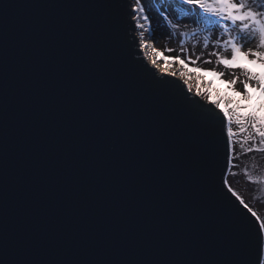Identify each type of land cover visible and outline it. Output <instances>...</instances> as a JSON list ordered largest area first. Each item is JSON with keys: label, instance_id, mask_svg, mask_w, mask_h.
Masks as SVG:
<instances>
[{"label": "water", "instance_id": "1", "mask_svg": "<svg viewBox=\"0 0 264 264\" xmlns=\"http://www.w3.org/2000/svg\"><path fill=\"white\" fill-rule=\"evenodd\" d=\"M130 3L0 0L6 264L240 258L254 218L222 187V113L204 133L145 77Z\"/></svg>", "mask_w": 264, "mask_h": 264}, {"label": "snow or ice", "instance_id": "2", "mask_svg": "<svg viewBox=\"0 0 264 264\" xmlns=\"http://www.w3.org/2000/svg\"><path fill=\"white\" fill-rule=\"evenodd\" d=\"M116 7L119 8L120 3ZM129 7L140 48H147L149 42H154L161 28L168 29L165 39L173 38V31L180 36L178 49H163L174 53L170 58L164 57L154 45L152 47L160 60L179 64V74L165 67L157 77L152 70H159L156 58L151 61V69L143 66V73L157 82L152 84L179 105L204 133L208 123L222 113L220 118L224 121L226 135L225 172L235 168V161L241 158L234 139L238 134L245 136L239 143L244 156L264 152V0H164L158 10L160 23L150 19L143 0H134ZM181 25L187 30L180 32ZM189 66L191 71H185ZM167 75H179L181 82L167 81ZM205 75L215 77L220 85L240 98L234 107L228 106L231 98L225 99V106L221 107L219 99L209 100L210 92L197 88L193 93L192 82L203 80ZM165 84L174 85V90L163 87ZM211 85L209 80L208 87ZM254 99L260 101L258 106L244 111L250 107L247 102ZM233 125L238 133L233 131ZM246 144L250 146L245 148ZM248 180L252 181V177ZM221 183L226 195L234 197L238 206L254 218L251 230L244 227L245 241L236 264H264V217L231 187L226 174H222ZM0 264L6 261L0 260Z\"/></svg>", "mask_w": 264, "mask_h": 264}, {"label": "rangeland", "instance_id": "3", "mask_svg": "<svg viewBox=\"0 0 264 264\" xmlns=\"http://www.w3.org/2000/svg\"><path fill=\"white\" fill-rule=\"evenodd\" d=\"M147 11L149 12L150 19H152L156 23H160V18L158 16V10L161 7V4L164 0H143ZM131 3L134 4V0H131ZM171 26L169 25V28ZM187 29L181 25L180 32H183ZM168 29H158L157 37L154 42H149V46L147 48H140L142 55L145 57L147 62L152 66V59L156 58L159 62V71L163 72L165 67L169 68V71H176L179 74L180 65H172L170 61L160 60V57L156 56V53L153 52L152 47L156 49H160L162 51V55L164 57H171L174 53H170L167 51H163L165 48L170 49H178L180 46V36L173 31L171 39H165L167 35ZM136 36H138V31L135 32ZM191 43H195L192 41ZM185 71H191V67H186ZM179 78V75L176 76ZM212 81V85L208 87V81ZM193 93L194 91L199 88L201 91H208L211 93L209 100L219 99L221 102V107L225 106V99L231 98L232 103L229 104V107H234L232 104L236 103L240 100L239 97H236L231 94L229 90H227L223 85H220L219 82L216 80L215 77H211L205 75L203 80L193 81L192 82ZM219 89V91H217ZM241 102V101H240ZM250 104L251 110L253 107L258 106L260 101L254 99L251 102H247ZM244 111H250L248 109H244ZM233 131L239 132L238 128L233 125ZM237 142L236 151L240 154V159L235 161L237 165L235 168H232L231 171H228L226 175L228 176V182L231 187L239 193L242 198L245 199L247 203L255 211L258 212L262 217H264V152H255L244 156L240 147L239 143L245 139V136L237 135L234 137ZM248 144L245 145L247 148ZM235 173L233 175L232 173ZM252 177V181H259V183H253L252 181L248 180V177Z\"/></svg>", "mask_w": 264, "mask_h": 264}, {"label": "trees", "instance_id": "4", "mask_svg": "<svg viewBox=\"0 0 264 264\" xmlns=\"http://www.w3.org/2000/svg\"><path fill=\"white\" fill-rule=\"evenodd\" d=\"M241 103H245L243 101H241ZM236 103L232 104L233 106H235ZM248 110H251V107L247 108Z\"/></svg>", "mask_w": 264, "mask_h": 264}, {"label": "bare ground", "instance_id": "5", "mask_svg": "<svg viewBox=\"0 0 264 264\" xmlns=\"http://www.w3.org/2000/svg\"><path fill=\"white\" fill-rule=\"evenodd\" d=\"M232 95H234L233 93H231Z\"/></svg>", "mask_w": 264, "mask_h": 264}]
</instances>
